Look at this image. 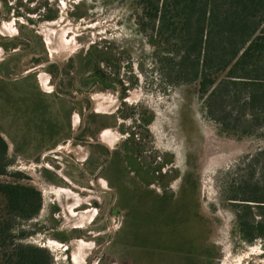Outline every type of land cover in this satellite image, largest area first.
<instances>
[{"label": "rangeland", "instance_id": "1", "mask_svg": "<svg viewBox=\"0 0 264 264\" xmlns=\"http://www.w3.org/2000/svg\"><path fill=\"white\" fill-rule=\"evenodd\" d=\"M44 1L56 20L40 16L47 9L27 13ZM135 10L133 0H0V35L12 38L7 46L23 45L5 60L15 65L9 72L37 67L47 91L66 76L63 88L75 98L61 100L66 111L49 109L32 79L0 91L9 170L42 195L40 213L22 222L33 232L24 241L48 247L55 264H264L262 241L240 240L221 193L224 173L259 142L221 134L198 91L159 76ZM99 57L113 87L85 91L80 81ZM43 106L53 112L47 119ZM53 120L52 138L64 142L50 147L43 140ZM81 127L90 133L70 142ZM193 216L200 230L188 224Z\"/></svg>", "mask_w": 264, "mask_h": 264}, {"label": "trees", "instance_id": "2", "mask_svg": "<svg viewBox=\"0 0 264 264\" xmlns=\"http://www.w3.org/2000/svg\"><path fill=\"white\" fill-rule=\"evenodd\" d=\"M133 3L138 29L153 47L159 76L171 87L198 91L208 118L221 134L259 142L240 157L233 173H224L221 193L224 206L235 214L240 240L247 244L261 240L264 246V0ZM48 5L44 1L27 8V13L45 11ZM40 16L58 18L49 8ZM19 45L14 41L11 47ZM104 61L108 63L107 58L95 60L93 80H106L111 86L100 69ZM60 91L68 94L64 88ZM83 132L90 133V127ZM12 162L8 141L0 134V176L14 178L0 180V264H55L48 247L24 241L33 232L22 227V222L40 213L42 195L34 185L22 181L21 171L9 170ZM161 168L159 165L158 170ZM199 218L193 216L188 224L198 222L200 230Z\"/></svg>", "mask_w": 264, "mask_h": 264}, {"label": "crops", "instance_id": "3", "mask_svg": "<svg viewBox=\"0 0 264 264\" xmlns=\"http://www.w3.org/2000/svg\"><path fill=\"white\" fill-rule=\"evenodd\" d=\"M7 60H9V59H7ZM10 64H12V62H10V61H8V63L6 62V65L4 67L5 71L9 72L10 70H12L14 68L15 65H10ZM36 69L37 68H34V67L30 68L29 67V68H26L24 70H21V72L19 74H15V75L11 74L12 78H10L8 80L6 79V80L2 81L0 79V91H8V88H12L13 86H15L13 83L20 82V80L32 79V81L34 82L36 93L44 98V100H41V102H42V104L44 103L45 107H48L49 109H53L54 108V110L56 108L58 109V107H62V109H63L62 111H66L67 109L65 108L64 103H60L61 100L65 98V96L62 95V94H59V93L48 92L45 89V87L43 86V84H44L43 81H41V79H39L40 81H38L37 77H35V76H37V75H35ZM46 83H48V82H46ZM15 93H16L15 91H12V94L15 95ZM55 95L57 97H54ZM56 98L58 99V102L60 103V104L58 103V106L56 105L57 107L54 104V99H56ZM44 106H43V108H45ZM39 108H41V107H39ZM37 112H39V111H37ZM41 112L43 113L42 117H44V119H47V117H48L47 115L48 114H52L53 113L52 111L50 112V110H46V108H45V110H41ZM40 113H38L39 116H40ZM67 113H68V111H67ZM37 122L38 121L36 120L35 123H37ZM51 126H52L51 129L47 130V128H46V131H45V133L50 132L48 136L51 135V137L49 139L43 140V142L51 144L50 147H54L55 145L64 142V139H59L58 138V139L55 140L54 138H52V135H54V132H55L56 126H57V123L55 122V120H53V123H51ZM42 132H43V130H42ZM0 134H2L4 137L6 135L3 131H0ZM42 135H43V133H40V136H42ZM38 137L39 136H37V138ZM12 141L14 142V140H12ZM21 142H24V141H21ZM43 142H42L41 139H38L36 141V143H43ZM8 144H9V142H8Z\"/></svg>", "mask_w": 264, "mask_h": 264}, {"label": "flooded vegetation", "instance_id": "4", "mask_svg": "<svg viewBox=\"0 0 264 264\" xmlns=\"http://www.w3.org/2000/svg\"><path fill=\"white\" fill-rule=\"evenodd\" d=\"M19 38H21L23 41H26V42H29V43H31L30 42V38H28V37H25V36H23V35H19ZM10 40H12V38L10 37V38H6V37H3L2 35H0V45L5 49V51H6V53H5V55L3 56V57H1L0 58V79L2 80V81H4V80H8V79H10V78H12V75H11V72H7V71H5V69H4V67H5V65H6V62L7 61H5V60H7V57L10 55V54H17V53H19L20 51H21V48H22V44H20L19 45V47H17V48H12L11 47V45L10 46H7V43L10 41ZM13 43V42H12ZM12 43H10V44H12ZM9 44V43H8ZM36 64L35 65H39V64H41V62H39V63H37V62H35ZM37 68V67H36ZM90 72L91 73H93V75H94V70L93 71H91L90 70ZM63 75H64V73H63ZM93 75H91L90 77H88L87 79H84V80H81L80 82H81V84H82V86H83V89L86 91H89V90H91L95 85H96V83H99V84H101V88H109V87H113V84H111V86H109L110 84H108V81H106V80H104V81H94L93 80ZM64 77H66V76H64ZM64 77H60V80L58 81V82H56V84H55V88L54 89H51V90H48V92H55V93H59V94H62V95H64L65 97H70V98H72L71 100H74L75 98L74 97H72V96H70L69 94H66V93H62L61 91H60V89L61 88H63V85L65 84L64 83V81H65V79H64ZM100 79V78H99ZM48 82H50V80H48ZM49 85V84H48ZM83 120H84V122L85 121H87L88 120V115L87 116H85V118H83ZM82 131H83V128L81 127L80 128V131H78V132H76V133H74V135L71 137V140L72 141H75L76 139H77V137L82 133ZM108 134V132H104L103 133V135H105V137H109V135H107ZM74 137V138H73ZM73 138V139H72ZM70 140V141H71ZM107 190H110L111 191V189L110 188H107ZM165 195H166V193H163V197H165Z\"/></svg>", "mask_w": 264, "mask_h": 264}, {"label": "water", "instance_id": "5", "mask_svg": "<svg viewBox=\"0 0 264 264\" xmlns=\"http://www.w3.org/2000/svg\"><path fill=\"white\" fill-rule=\"evenodd\" d=\"M73 138H74V137H73ZM73 138H72V139H73ZM71 141H72V140H71ZM71 141H70V142H71Z\"/></svg>", "mask_w": 264, "mask_h": 264}]
</instances>
